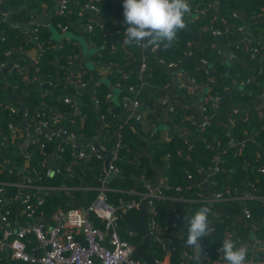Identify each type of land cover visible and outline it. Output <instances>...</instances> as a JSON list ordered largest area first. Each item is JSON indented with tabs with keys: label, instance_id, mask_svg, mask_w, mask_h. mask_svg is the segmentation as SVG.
<instances>
[{
	"label": "crops",
	"instance_id": "obj_1",
	"mask_svg": "<svg viewBox=\"0 0 264 264\" xmlns=\"http://www.w3.org/2000/svg\"><path fill=\"white\" fill-rule=\"evenodd\" d=\"M0 2V15L10 17L15 23L26 22L36 16H46L50 20V23L46 24L47 19H41L40 24L32 26L30 29L15 27L7 21L0 23V39L6 37L8 31L12 28L19 30L21 37V44L11 48L6 53L5 60L0 63V90H3L4 95L7 97L5 105L19 112V119L14 125L19 133L18 135H14L13 132L10 136H4V140L0 144V155L4 157V148L9 144H15L17 142V154L23 158L21 164L16 165L19 176L17 196L8 199L5 198L6 204L12 206L10 209L12 211L13 229L17 225L27 221L35 223L43 222L47 225L61 223L60 218H54V215L52 217L45 215L39 212L37 207L35 214L30 216L22 201V194L24 193L22 183L25 182V177L31 168L30 156L37 147H40L39 141L44 142L46 147L50 149L48 152H43L42 160L43 167L52 170L51 175L47 177L50 178L53 174L60 173L64 174V181L61 186H50L38 181H36V184L33 182L32 188L36 189L34 192L36 195L34 197L35 201L44 199L45 195L52 189H66L68 192H71V190H80L83 194L82 198L86 197L91 202L95 201L103 192L111 204L119 206V209L123 211H127L129 210L127 204L136 199L135 195H141L143 193L138 191L137 187L139 183H143L145 186L147 183H155L157 181V169L161 171L160 185L165 184L163 172L166 165L158 166L155 163L153 151L150 149L151 144L157 141H170L176 134L184 133L187 141L190 142V145H193L197 141L205 140L203 136L204 120H208L209 122L219 121L218 117L207 119L201 110V104L204 99L210 96V87L219 78L227 77L230 74L231 67L235 63L241 64L251 72L253 82L259 91L255 92L250 90L247 93L249 99L242 101L235 99L232 94L241 92L238 94V98L240 95H244L242 90H244L245 85L241 82H235L228 86L225 90V94L231 98L228 114L240 112L243 117H246L251 111H257L260 115L264 112V85L257 81V76L264 71V51L256 54L253 59H250L247 56L249 46L245 41L246 36L251 34L253 43H256L264 49V11L255 16H245L241 26L229 25V28L235 32L237 41L242 49L241 56L232 57L229 45L223 42L221 35L212 32L214 40L211 44L203 40L202 35L205 31L211 29V22L201 26L197 30L193 29L195 19L199 17L198 14L206 6L195 11L191 9L190 13L184 17V29H189L192 32V39L188 43V50L183 54L177 66L169 67L160 62L159 55L163 45L157 51H153L152 47L143 49L134 44H126L124 42L126 39L125 35L115 34L116 26L125 24L124 16L119 17L118 15H113L110 20L103 19L105 35L107 34L108 37L105 38L102 46H97L90 40L89 30L85 27L86 24L94 23L99 18L97 12L84 9L81 15L72 18L70 23L68 22L66 24L67 28H61L55 23L60 0H0ZM216 4L218 5L217 9L215 8ZM220 4L221 0H210V3L207 5V8L214 12L215 18L221 16ZM3 6L5 7V11L1 10ZM110 37L113 40L107 46ZM175 40L177 39L175 38ZM208 46L214 47L216 54L210 59H205V62L200 57V54ZM64 50L67 52H63ZM49 51L51 52V56L47 60H49L48 64L53 65V67L50 65L51 68L48 67L45 69L41 61L45 54H47L46 52ZM143 63L147 65L151 72L155 66L164 68L166 74L162 73L160 76H165V78L160 77L159 80L153 82L151 75L141 72V65ZM197 68L206 69L209 74L207 82L192 81L193 73ZM219 69H222L221 73H218ZM17 70L23 73L25 80L33 83L35 88H37L39 102L35 106L30 108L26 107L22 98L16 95L15 90L11 88L9 81L6 79L7 74L14 73ZM113 71H120L123 73V77L132 74L137 78L135 83L137 84L138 91L136 94L148 96L149 99H153L155 108L160 110V116L162 117H159L157 122L150 119L149 115L151 110L149 108L144 106L136 108L132 104V100L126 102V92L129 89L126 85L121 86L118 82L115 83L113 81ZM83 74L87 82L86 86H81L79 82V77ZM181 82L185 84L184 87L180 86ZM102 85H107L109 93L112 94L107 99L110 103V109L114 111L116 116V121L113 124L116 128L131 122L133 119L139 120L143 125L141 137L145 144L135 149V158L132 162H135L137 165H142V158L146 156L151 165L154 166L156 172L155 177L152 179L147 177V168H143L139 174H133L132 178L135 181L133 187L130 189H119L122 195L117 199H113L110 196L111 192L117 191V188L112 186V180L114 178L109 182V188L98 182V180L104 181L107 177L105 159H102L103 169L97 175L95 168L91 166V157L79 158L72 153V151H76V148H84L86 151H90L93 146L85 145L86 147H79L72 140L65 139L57 134L50 136L46 133H39L36 135V138L31 139L28 128L20 122L22 109L16 99L13 98L20 99L23 106L29 109L27 121L35 129L41 127L37 117L38 113L48 112L57 115L60 118V126L62 121L63 123H69L77 127V125H85L87 112L93 109L96 113V124L95 134L91 137L96 136L99 142V135L104 125V121L101 119L98 97ZM66 98H69L70 102H66ZM139 115L141 118H138ZM179 116L183 118L181 120L187 122V126L181 127L177 124V118ZM231 122L232 124L235 123L234 120H231ZM193 124L199 125V129H193ZM61 127L64 129L67 128L63 125ZM88 129L91 130L92 126H88ZM91 137L75 136L79 140L89 139ZM246 141H251L255 146L264 166V151L255 138L245 133L234 139L233 144L239 147L241 142ZM20 143L27 146L28 156L24 154L23 147ZM213 143L217 145V153H214L215 156L220 155V153L226 150L225 146H221L216 142ZM61 147H64L65 150L61 151ZM191 149L192 147H190ZM66 150H70L69 160L68 158H64L65 153H67L65 152ZM4 163L6 167L12 166L9 160H5V162H0L1 167ZM246 167H248V172H250L251 176L256 175L257 168L253 167V164L247 162ZM117 175L119 176V174ZM212 176L213 174L210 171H199L197 177L193 178L192 184L197 185L199 189L197 200H201L199 198L207 199L212 197L215 192L212 189ZM76 177L80 181L78 184H66V182ZM88 178L92 179V182H89ZM102 189L105 190L103 191ZM91 191H96V196L93 199L89 198V192ZM225 194L227 195L228 193L225 192ZM0 195L5 196L4 186H0ZM227 196L221 201L208 203L212 207L209 226L217 222L225 223L227 226L224 236L225 239L232 238L235 230H240V242L236 243V245L237 247L241 245L248 247L249 251L246 264H264V236L262 235L264 217L261 220L251 222L244 214V202L242 199L235 195ZM81 199H73V201ZM234 202H237V205L233 204ZM261 202L264 206V200H261ZM184 203L187 207H190L192 201L186 199ZM177 205V201H170L169 220L177 212ZM187 226L188 223L182 228L178 227V229L172 230L169 237L170 241L172 242L174 238L184 235ZM121 227L123 232H125V236H130L127 221ZM3 230L4 226L0 221V235H2ZM138 234L137 231H134V236H138ZM163 235L160 233L157 235V238L161 239ZM79 238L82 239L81 236ZM200 243L203 248L201 260L202 264H204L207 261V256L204 255L203 241L201 240ZM30 246L32 247V245ZM148 252L155 256L152 245L148 249ZM193 260L195 259L191 260L189 257L187 258L189 263ZM220 260L217 264H226V261L223 259V253L222 259ZM169 262H172V258L165 259V263ZM194 264H197V261Z\"/></svg>",
	"mask_w": 264,
	"mask_h": 264
},
{
	"label": "trees",
	"instance_id": "obj_2",
	"mask_svg": "<svg viewBox=\"0 0 264 264\" xmlns=\"http://www.w3.org/2000/svg\"><path fill=\"white\" fill-rule=\"evenodd\" d=\"M90 1L91 0H71L69 11L65 15L57 13L55 23L58 24V22H61L65 25L68 22L70 23V20L74 17H77L82 7ZM114 1L111 2L104 0L97 3L99 6V18L93 23L94 30L89 31L91 38L90 40L93 41L97 46H102L104 44L103 41L106 37H108L107 34L105 35L103 19L110 20L112 19L113 15L121 16V14H123V0ZM188 3L190 4V7L193 9V11L202 9V7L206 6L203 11L198 14L199 17L195 19V22L193 23V29L197 30L201 26L211 22L212 27L210 30L203 33V40L211 44L214 40V35L212 33L214 29L221 30L223 32L221 35L223 42L229 45L230 52H234L237 57L242 55V49L241 45L237 41L235 32L233 29L229 28V25L231 24L234 26H241L245 16H255L264 11V0H221V16L215 18L214 12L207 8L210 0H189ZM35 7L37 8V6ZM1 10L5 11V7L3 6ZM234 14L237 15L235 16ZM20 39L21 37L19 30L15 28L10 29L6 37L0 39V63L5 60L6 53L11 48L21 44ZM176 39L177 40H175L170 47H163L160 50V58L167 62H180L183 54L188 50V43L192 39V32L189 29L179 30ZM252 46L258 45L256 43H253L252 45L250 44L249 50L247 51V56L250 59H253L251 57L250 49ZM63 52L66 53L67 51L64 50ZM46 53L47 54H45L41 61L42 66H44L45 69L48 67L51 68V66L53 67V65L50 64V66L48 64L49 60H47L51 56V52L49 51ZM215 54L216 50L214 47L208 46V48L201 52L200 57L202 59H210ZM221 72L222 69H219L218 73ZM162 73L166 74L164 68L155 66L152 70L151 80L154 82L159 80L160 77L165 78V76H160ZM208 76L209 74L205 68H197L193 73V78H195L198 82H207ZM252 77L253 76L248 69L244 68L239 63H235L231 67L230 74L227 77L222 79L219 78L216 83L210 87V96L204 99L201 105H208V107H211L215 102V96L220 95L219 121H210L203 128V136L205 140L197 141L193 145H190V142L187 141L185 134L178 133L170 141H157L156 143L150 145V149L154 154L155 163L158 166L166 165L163 172L165 184L161 186V189L165 195L168 196V198L156 199L155 201V216L161 226L167 224L170 219L169 203L171 200H174L173 198L182 199L180 202H178L176 212L179 214L177 219L179 228H182L186 225L187 221L184 219L185 217L193 216L201 207H209L212 210V207H210L208 203L202 200H197L199 189L197 185L192 184V181L188 179L187 174L192 173L193 178H196L199 174V171H201V167L210 169L214 166V153H217V145L213 142H216L221 146H225L226 148V150L219 155L223 162L222 169L212 176L213 191H224L230 196H240L247 191H250L255 196L264 195V172L261 171V166L263 163L255 146L251 141H246L242 147L229 144L230 141L234 142V139L247 133V135L255 138L259 142L264 151V112L262 115H260L257 111H251L246 117H243L240 112L228 114L231 98L229 95L225 94L226 88L235 82H243L251 78L252 81L247 83L244 90H242L244 95H240L241 97L239 96L238 98V94L241 92H235L232 94V96L237 100H248L249 98L247 93L250 90L255 92L259 91V89L254 84ZM6 79L9 81L11 88L15 90L16 95L22 98L26 107L30 108L39 102L37 97V88H35L33 83H29L27 80H25L22 72L17 70L14 73L7 74ZM113 81H115V83L118 82L121 84V86L137 85L135 83L137 78L134 75L130 74L126 77H123V73L120 71H113ZM257 81L264 85V71L257 76ZM100 90L101 92L98 94L100 114H106V119L99 135V143L109 154H112L114 151L118 152V157L113 160V163H115L120 168L121 172L119 176L112 180V186H115L117 191L110 193V196L113 199H117L122 195V193L119 192V189H130L133 187L135 182L132 178L133 174H139L143 168H147V177L152 179L155 177L156 172L154 170V166L151 165L148 157L146 156H143L142 158V165H137L135 162H132V160L135 158V149H138L139 147H142L143 144H145L143 138L141 137L143 129L142 123L137 119H133L131 122L116 128L113 125L116 121V116L114 111L110 109V103L107 99L109 88L107 85H102ZM126 94L129 96H137L142 105L151 110L149 115L150 119L157 122L158 118L162 117L160 116V110L155 108L153 99H149L148 96L144 95L140 96L139 94H136V92L127 91ZM6 101L7 97L4 95V91L0 90V144L1 141L4 140V136H10L12 134L11 126H14L19 119V112L6 106ZM12 102L14 101L12 100ZM45 113L46 115H53L48 112ZM225 116H228L229 118L225 120ZM181 119L183 118L180 116L177 118V124L181 127L187 126V122ZM231 120H234L235 123L232 124ZM95 124L96 113L93 109L87 112L86 123L85 125L83 124V126L77 125V127H75L69 123H63L61 121V126L63 125L67 127V131L69 133L75 134L77 137L93 136V134H95ZM90 125L92 126L91 130L88 129V126ZM192 128L199 129V125L193 124ZM190 147H192L191 150ZM17 149V142L15 144H9L4 148V157L0 155V162L9 160L10 164L12 165L11 167H6L5 163L2 165V167L0 165V186L5 187L4 197L7 199L17 196L19 190V187L17 186L19 176L17 174L16 165H20L23 158L17 154ZM43 152L44 150H42L40 147H37L36 150L32 152L30 156L31 168L27 174L34 178L35 184L37 183L36 181H38L42 184L50 186L63 185L64 174L56 173L50 178L43 177L42 179H37V177L34 175V169H36L39 173L40 171L41 173H44L48 169L42 165L44 155ZM65 152L67 153H65L64 158H68L69 160L70 150H66ZM102 159L103 157L98 158L96 156H92L90 159L91 166L95 168L97 175L100 174V171L103 169ZM247 162L253 164V167L257 168V173L255 176H251L250 172H248V167H246ZM88 180L89 182H92V179L88 178ZM79 182V179L76 177L75 179L66 182V184L72 185L78 184ZM252 184L254 187L251 186ZM177 186H182V190H177ZM32 187L26 188V191H31L34 193L36 189ZM137 188L140 192L146 191V187L143 185V183H139ZM82 195L83 194L80 190H71V192H68L66 189H52L47 195H45L41 204H36V207L39 212L52 217L58 210L65 209L66 207L73 205V199H81ZM95 196L96 191L89 192L90 199H93ZM140 197L141 195H135L136 199H139ZM186 199H190L192 201L190 207H187L184 203V200ZM0 200H3L1 195ZM242 201L244 202V206L248 207L251 211V222L261 220L264 217V206L260 199L252 196L244 198ZM236 203L237 202H234L233 204L237 205ZM4 205L5 209L10 210L11 213L9 214V218L11 222H13L11 217L12 211L10 209L12 206L6 203H4ZM118 213L120 215L119 222L121 226L127 221L125 218L126 213L134 221H138L139 219L138 209H129L127 211L119 209ZM211 216L212 211L209 214V221ZM90 218L99 227L104 226L96 214L90 213ZM226 230L227 226L225 223L217 222L214 224V229L208 233L207 236L202 238L204 245V255L206 254L205 256H208V260L215 261L222 259V253H220L218 249L221 248L222 243L225 240L224 236ZM262 231V235L264 236V227L262 228ZM121 233L125 238L134 242V244L138 245L142 241V236L140 234L133 237L127 235L125 236V232H123L122 229ZM239 233H241L240 230H235L231 238L236 243L240 242ZM2 235H0V239ZM30 237L32 239L31 242L35 243L34 236L30 235ZM186 240L187 230L184 235L178 236L172 240L171 247H175L171 256L172 264L186 263L187 257L184 255V251H193L192 248L187 246ZM152 249L155 252L156 258L162 257L164 248L162 247L161 243L153 240ZM195 262L196 260H193L190 263L194 264ZM0 264L24 263L13 259L9 253L0 252Z\"/></svg>",
	"mask_w": 264,
	"mask_h": 264
},
{
	"label": "built area",
	"instance_id": "obj_3",
	"mask_svg": "<svg viewBox=\"0 0 264 264\" xmlns=\"http://www.w3.org/2000/svg\"><path fill=\"white\" fill-rule=\"evenodd\" d=\"M104 0H91L85 6L82 7L79 15L82 14L84 9L92 10L94 12H99L98 2ZM114 1V0H108ZM71 0H60L58 7V12L61 15H65L69 11V5ZM115 2V1H114ZM1 4V2H0ZM199 10V9H198ZM235 16L237 14H234ZM123 14H121V17ZM120 17V16H119ZM58 27L67 28V25L58 22ZM86 29L89 31L94 30V24L88 23L85 25ZM126 24H120L116 26L115 33L118 35H125ZM214 34L222 35L223 32L218 29H214ZM252 35L248 34L245 38V41L248 46L253 44ZM93 44H95L93 42ZM135 44V43H133ZM160 47L153 46V51H157ZM251 57L254 58L256 54L262 53L264 49L261 46H252L251 48ZM232 57L237 55L234 52H231ZM206 62L205 59H202ZM160 62L166 66L174 67L177 66V62H167L164 59L160 58ZM141 72L149 74L152 76L151 70L148 69L147 65L143 63L141 65ZM80 85L86 86L87 82L85 81L84 74L80 75ZM192 81L196 82L195 78ZM251 78L246 81L241 82L243 85L250 83ZM181 87H184L183 82L180 83ZM127 88L130 92H137V88L134 85H127ZM111 93L107 94V97H111ZM221 99L220 95L215 96V102L211 107L208 105H201V110L204 112L207 119L212 117H219V101ZM126 102L132 100L134 107L143 106L141 101L136 96L126 95ZM66 102H70L69 98L65 99ZM13 110V109H12ZM39 125L41 127L54 128L60 126V118L57 115H46V113L41 112L37 114ZM138 118H141L139 115ZM229 118V117H228ZM101 119L105 121L106 114H101ZM208 120H204L203 126L205 127L208 124ZM12 133L18 135L19 131L15 126H11ZM61 128V131L65 134L71 135L75 138V134L69 133L67 129ZM60 135L58 133L48 134V135ZM40 148L43 150L46 147L44 142L39 141ZM229 144L233 145V142L230 141ZM245 142L240 143V147L244 146ZM101 148L105 151V148L100 145ZM65 148L61 147V151H64ZM73 155H76L79 158H88L96 156L102 158V155L96 153L94 148L90 151H86L84 148H76V151H72ZM118 157V152L114 151L112 153V158L110 161L109 169L116 174H120V168L113 163V160ZM222 158L218 155L215 156V164L210 169H205L201 167V171H210L212 174L220 171L222 169ZM261 171L264 172V166H261ZM60 172V171H59ZM107 172V171H106ZM34 175L37 179H42L43 177L50 176L52 173L51 169H47L43 174L39 173L36 169L33 170ZM187 177L189 180H193L192 173H188ZM25 182L22 183V188L24 193L22 194V201L29 215L32 216L36 212V204H41L43 199L34 200L36 196L31 191H26V188L32 187L34 178L31 175L25 177ZM254 187V185H251ZM146 191L141 194L139 199H134L131 203L127 204L128 209H138L141 207L142 203L147 200V207L149 209L148 215V231L152 238V242L158 241L161 243L164 248L163 257L156 258L155 264H172V262L165 263V259H171L172 251L175 247H171L170 241V232L172 230L178 229V217L179 214L175 213L173 218L168 221L167 224L161 226L156 219V210H155V201L156 199H166L168 196L165 195L161 189V185L153 187V183H147L145 185ZM182 186H177V190H182ZM2 189V188H1ZM103 191L105 189H102ZM237 196V195H235ZM256 197L260 200H264V196L257 195L255 196L250 191L245 192L244 194L237 196L240 199L248 197ZM3 200H0V221L3 223L4 230L3 235L0 239V252L9 253L10 256L24 264H148L146 261L140 259L135 255V250L137 244H134L130 239L125 238L121 233V225L119 222L120 215L118 213L119 206L111 204L103 192L97 197L95 201L92 202L88 210H84L81 207L70 205L65 209H60L54 214V218H60L61 223L55 225H47L43 222H31L27 221L23 224L17 225L13 229V223L9 218L11 213L9 209H5V197ZM228 197L224 191L214 192L212 197L207 199L199 198L206 203L213 201H221ZM175 201L180 202L182 199L173 198ZM4 201V202H3ZM90 213L96 214L101 222L103 227H99L94 223L90 218ZM244 214L250 219L251 211L248 207L244 206ZM214 229V225L209 226L210 233ZM130 230V236H134L135 230ZM164 234L161 239L157 238V235ZM30 235L34 236L35 243H32ZM82 237V239L79 238ZM32 245V247L30 246ZM220 249V248H219ZM218 249V250H219ZM184 255L191 260L194 257V250L192 252L184 251ZM206 255V254H205ZM208 257V256H207ZM221 260L210 261L207 259L204 264H217ZM185 264H190L186 261Z\"/></svg>",
	"mask_w": 264,
	"mask_h": 264
},
{
	"label": "clouds",
	"instance_id": "obj_4",
	"mask_svg": "<svg viewBox=\"0 0 264 264\" xmlns=\"http://www.w3.org/2000/svg\"><path fill=\"white\" fill-rule=\"evenodd\" d=\"M122 7L127 25L124 42L143 49L170 47L178 31L185 27L184 17L191 11L188 0H123ZM211 211L209 207H201L193 216L184 218L188 223L186 244L194 250L197 264H202L200 242L208 235ZM218 251L223 253L226 264H246L249 249L246 245L237 247L236 242L226 238Z\"/></svg>",
	"mask_w": 264,
	"mask_h": 264
},
{
	"label": "water",
	"instance_id": "obj_5",
	"mask_svg": "<svg viewBox=\"0 0 264 264\" xmlns=\"http://www.w3.org/2000/svg\"><path fill=\"white\" fill-rule=\"evenodd\" d=\"M215 8H218V5L216 4ZM46 18V24L50 23V20L48 19V17H43V16H36L32 19L27 20L26 22H20V23H15L13 22V20L10 17H7L5 15H0V23L2 21H7L10 24H12L15 27H20L22 29H30L32 26L38 25L41 23V19ZM112 38H109V41L107 43V46L109 45L110 42H112ZM163 93V92H161ZM14 99H16V101L18 102L19 106L22 109V118H21V124L26 126L28 128V131L31 135V139L36 138V135L39 133H46V134H53V133H58L60 134L63 138L65 139H69L72 140L74 143L77 144V146L81 147V146H85V145H91L93 146L94 150L96 153H99L100 155H102V157L105 159V168L107 171V177L106 179H104V181H99V183L104 184L105 187L109 188V182L117 177L118 175L116 173H114L113 171H111L109 169L110 166V161L112 158V154L107 153L106 151H104L101 146L100 143L98 142V139L96 136L91 137L89 139H82L79 140L77 138H73L71 137V135L69 134H65L61 131L60 126H56L54 128H47V127H40L39 129H35L32 126H30L29 122L27 121V113L29 112V109H27L25 106H23V104L21 103L20 99H17L15 97H13ZM228 119V116L225 117V120ZM20 145H22L23 147V151L24 154L26 156H28V151L26 150V145L20 143ZM45 152H48L50 149L49 148H45L43 149ZM158 171V178L157 181L155 183H153V187H157L160 185V181H161V171L159 169H157ZM107 192V191H105ZM18 201H20V199H18ZM17 201V202H18ZM92 202L89 201L86 197L82 198L81 200H74L73 201V205L77 206V207H81L84 210H88V208L91 206ZM149 215V209L147 207V200H145L141 207L139 208V219L137 222H134L131 220V218L129 217L128 214H125V218L127 220V224H128V228L131 230H135L137 231L141 236H142V241L141 243L137 246L136 250H135V255L137 257H139L140 259L146 261L148 264H155L156 260L155 257L153 256V254L148 252V249L151 247L152 245V238L149 234L148 231V224H147V218ZM175 235V234H174Z\"/></svg>",
	"mask_w": 264,
	"mask_h": 264
}]
</instances>
